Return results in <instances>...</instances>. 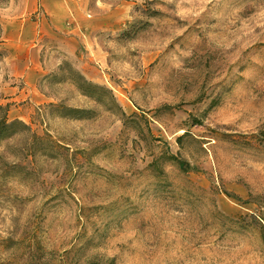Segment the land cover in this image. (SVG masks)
I'll use <instances>...</instances> for the list:
<instances>
[{"label":"rangeland","instance_id":"obj_1","mask_svg":"<svg viewBox=\"0 0 264 264\" xmlns=\"http://www.w3.org/2000/svg\"><path fill=\"white\" fill-rule=\"evenodd\" d=\"M68 10L37 91L0 90L31 128L0 140V264H264V0Z\"/></svg>","mask_w":264,"mask_h":264},{"label":"crops","instance_id":"obj_2","mask_svg":"<svg viewBox=\"0 0 264 264\" xmlns=\"http://www.w3.org/2000/svg\"><path fill=\"white\" fill-rule=\"evenodd\" d=\"M75 3L76 0H13L10 3L2 20L3 47L8 51L0 72V90L5 96L2 101L28 98L32 91H37L36 80L46 71L41 61L45 46L42 39L66 37L58 42L60 48H66L64 40L68 43L74 37L59 31L69 21L68 6ZM44 98L39 95L36 99L43 101Z\"/></svg>","mask_w":264,"mask_h":264},{"label":"trees","instance_id":"obj_3","mask_svg":"<svg viewBox=\"0 0 264 264\" xmlns=\"http://www.w3.org/2000/svg\"><path fill=\"white\" fill-rule=\"evenodd\" d=\"M1 57H2V53L0 52V58ZM67 65H68L67 63L63 64L61 70L70 67ZM70 70L72 72V77L71 78L69 77V79L72 81V83L75 84V86L77 87L80 93L89 96L90 98L96 99L98 95H100L102 92L104 91L109 92V89L107 87L99 83L92 82L82 72H78L74 69H70ZM58 108L64 112L69 111L73 114H81V112L84 111L83 109L71 108L64 104L58 105ZM8 111H9V105L8 104L3 105L0 103V140L10 135H13V133H15L16 126L18 124H22L24 125V127H26V129L31 130V128L28 125H26L24 122H22L19 119H16L15 121H10L8 118ZM65 114H70V113H65ZM34 136L39 138L38 134L34 133ZM169 158L177 160V157H175V155H169ZM178 162L180 163V161ZM180 165H182V163H180ZM261 227H262V234L264 236V217H261Z\"/></svg>","mask_w":264,"mask_h":264}]
</instances>
